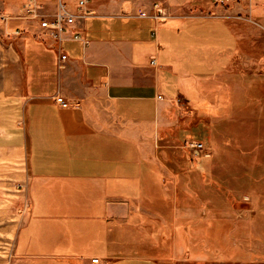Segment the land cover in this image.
Masks as SVG:
<instances>
[{
    "label": "crops",
    "instance_id": "0c3cea01",
    "mask_svg": "<svg viewBox=\"0 0 264 264\" xmlns=\"http://www.w3.org/2000/svg\"><path fill=\"white\" fill-rule=\"evenodd\" d=\"M21 1L0 15V193L27 198L11 264H177V191L192 188L163 184L160 154L264 0H90L85 44L18 18Z\"/></svg>",
    "mask_w": 264,
    "mask_h": 264
},
{
    "label": "rangeland",
    "instance_id": "374dc122",
    "mask_svg": "<svg viewBox=\"0 0 264 264\" xmlns=\"http://www.w3.org/2000/svg\"><path fill=\"white\" fill-rule=\"evenodd\" d=\"M9 1L0 0V15L10 11L8 4L1 10ZM233 15H243V28L235 52L226 39L228 69L194 92L204 99L188 109L193 129L187 126L189 134L166 142L160 154L169 169L163 184L175 176L179 188H192L177 191L180 238L188 250L177 264H264V12ZM4 32L5 40L11 35ZM192 141L201 146L187 144ZM26 204L21 185L0 193V264L13 260Z\"/></svg>",
    "mask_w": 264,
    "mask_h": 264
},
{
    "label": "built area",
    "instance_id": "2783aa9c",
    "mask_svg": "<svg viewBox=\"0 0 264 264\" xmlns=\"http://www.w3.org/2000/svg\"><path fill=\"white\" fill-rule=\"evenodd\" d=\"M90 0H22L18 18L27 21H36L41 30L52 36L56 40H60L64 34H69L74 40H80L83 44L86 40L82 37L75 23L78 19H82L92 13L89 9ZM139 14L145 15L140 11ZM160 14H154L157 18ZM22 29L15 27L12 33L19 34ZM65 54H60V60H64ZM151 63L154 59L151 58ZM55 103L62 107L68 106V103L58 94L53 95ZM193 147H200L198 142L187 143ZM93 262L97 259L93 258Z\"/></svg>",
    "mask_w": 264,
    "mask_h": 264
}]
</instances>
